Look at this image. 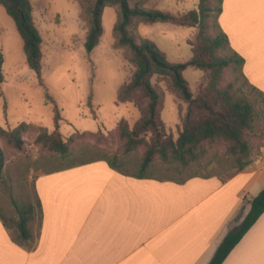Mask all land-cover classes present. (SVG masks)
Here are the masks:
<instances>
[{
  "label": "rangeland",
  "instance_id": "1",
  "mask_svg": "<svg viewBox=\"0 0 264 264\" xmlns=\"http://www.w3.org/2000/svg\"><path fill=\"white\" fill-rule=\"evenodd\" d=\"M30 1L32 16L42 38L41 80L27 66L15 23L0 4L3 53L0 147L4 153L0 173V211L14 234L18 235L15 225L23 215L27 217L26 227L35 237L39 212L34 185L39 171L115 158L116 165L132 176L141 173L145 177L182 181L190 176L215 175L223 179L237 172L240 164L247 162L243 167L245 169L264 154V93L253 88L242 76L247 77L245 72L252 74V67H258L254 74L259 68L264 69V0H242L238 7L242 10H238L237 14L232 11V19L226 0H222V11L218 16L216 10L212 12L223 27L232 50L237 52L238 48L251 59L247 71L244 72L242 66V74L233 66L226 67L219 82L221 87L228 83L240 87L253 107L261 111L253 121L252 129L245 133L251 147L249 154L237 160L228 151L227 142L204 141L194 150L193 157L187 156L186 163L172 156L161 159L155 155L144 172L140 171V165L145 145L127 152L125 139L117 130L120 120H125L132 127L140 115L133 102H116L117 88L127 80L132 70V65L124 58L126 48L115 44L113 27L119 7L108 5L104 8L100 42L87 53L84 41L88 23L81 4L86 5L90 0ZM198 1L129 0L131 5L139 3L145 8L173 13L196 10ZM209 3L213 8L218 6L216 0H209ZM134 30L139 36L152 41L170 63L185 62L191 58L189 42L198 33L197 26L140 21H136ZM232 30L239 35L236 40ZM208 31L212 33L211 28ZM183 77L194 92L202 84L204 71L188 66L183 71ZM150 81L162 96L159 115L166 133L176 139L186 103L170 90L166 78L154 74ZM257 85L264 88L258 82ZM45 90L59 109L61 120L58 132L68 144L67 154H60L36 142L39 132H52L54 129L53 107L47 103ZM90 92L92 96L89 97ZM20 122H25L27 126L21 133L23 143L17 148L3 131L16 127ZM148 137L149 133L145 139L148 140ZM248 211L249 206L246 207V214ZM241 213L242 209L238 211V217Z\"/></svg>",
  "mask_w": 264,
  "mask_h": 264
},
{
  "label": "crops",
  "instance_id": "2",
  "mask_svg": "<svg viewBox=\"0 0 264 264\" xmlns=\"http://www.w3.org/2000/svg\"><path fill=\"white\" fill-rule=\"evenodd\" d=\"M242 2L226 0L230 19ZM236 50L245 72L251 59ZM255 69L246 78L264 93ZM263 187L264 154L223 179L136 177L104 159L39 171L35 237L21 238L17 225L14 234L0 211V264H208ZM222 264H264V212Z\"/></svg>",
  "mask_w": 264,
  "mask_h": 264
},
{
  "label": "trees",
  "instance_id": "3",
  "mask_svg": "<svg viewBox=\"0 0 264 264\" xmlns=\"http://www.w3.org/2000/svg\"><path fill=\"white\" fill-rule=\"evenodd\" d=\"M216 1L218 6L213 8L209 0H199L196 10L184 13L145 8L139 3L131 5L129 0H90L86 5L81 4L84 18L88 23L84 41L87 53H90L100 42L103 33L104 8L108 5L119 7L117 21L113 27L115 44L126 48L124 58L132 65V70L127 80L117 88L116 102H133L140 111V115L132 127H129L125 120H120L117 130L125 139L127 152L145 145L140 165L141 172L150 165L155 155L161 159L172 156L186 163L187 156L193 157L194 150L204 141L227 142L228 151L237 160L250 152V143L245 133L252 129L253 121L261 111L253 107L242 89L235 87L234 83H228L225 87L219 85L226 67L233 66L242 74L244 59L232 50L226 33L212 13L216 10L218 16L221 12L222 0ZM0 4L15 23L22 40L27 66L41 80L42 38L32 16L31 1L0 0ZM136 21L161 22L186 27L197 26L198 33L189 42L191 58L180 63L167 61L164 53L152 41L136 34L134 30ZM208 28L212 29V33L208 31ZM2 63L3 53L0 44V74ZM188 66L204 71L202 84L194 92L183 77V71ZM154 74L166 78L170 90L186 103L185 112L180 116V127L176 139L167 135L165 124L160 118L162 96L150 81ZM242 76L247 80L244 75ZM44 93L47 103L53 107L54 129L52 132L45 130L39 132L36 142L60 154H67L68 144L58 132V122L61 120L59 109L46 90ZM90 96H92L91 92ZM26 126L25 122H20L16 127L3 132L15 147L20 148L23 143L21 133ZM148 133L147 140L145 135ZM106 161L114 170L126 174L116 165L115 158ZM3 164L4 153L0 147V173ZM246 164L247 162L240 164L238 171H242ZM136 177L145 176L139 173ZM248 202L249 211L238 226L227 232L208 264H222L233 247L264 212V187ZM26 220L27 217L23 215L20 217L17 224L19 234L23 239H32L26 227Z\"/></svg>",
  "mask_w": 264,
  "mask_h": 264
}]
</instances>
